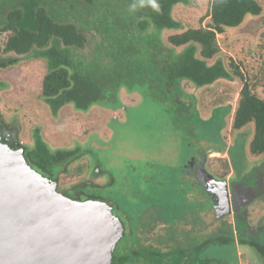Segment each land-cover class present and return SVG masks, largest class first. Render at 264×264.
<instances>
[{
  "label": "rangeland",
  "instance_id": "374dc122",
  "mask_svg": "<svg viewBox=\"0 0 264 264\" xmlns=\"http://www.w3.org/2000/svg\"><path fill=\"white\" fill-rule=\"evenodd\" d=\"M257 2L262 9L259 17L247 18L239 28L229 29L225 34L217 36L221 48L218 57L228 78L219 79L214 89L209 87L208 91L203 92L189 83L182 82L181 101L188 106L185 112L178 111L176 116L170 119L160 101L124 90L119 93L122 106L126 108L124 111L93 106L87 112L81 113L71 105H66L54 116L48 104L40 97L41 81L46 71L44 62L39 60H21L13 67L0 69V116L25 147L33 146L34 134L37 131L40 139L52 150L77 149L80 155L84 153L80 159L69 164L66 171L59 174L58 183L67 187V184L82 180L86 175L88 177L101 174V180L91 181L82 188L77 186L83 191L112 201L111 213L124 223L128 231L129 245L133 241L132 236L143 230L149 221L159 220L166 215L183 217L192 204L190 212L198 214L200 206L196 205V202L183 201V198L177 197L176 191L183 184L174 186L175 193L163 185L173 176L178 178L180 166L187 156L194 154L195 145H206L202 146L203 150H206L212 147L209 145L216 144L218 148L217 143L221 144V135L225 137L226 142L232 139V114L237 104L241 82L230 69L229 59H233L240 70L247 74V80L250 81V86L253 85L254 93L264 100V0ZM208 4L209 0H187L186 4L174 7L173 18L179 23L180 29L171 31L170 34L199 26V20L208 13ZM207 23L208 18H205L201 25ZM167 35L163 34L164 37ZM5 38L6 35L1 34L0 45ZM206 63L211 66L214 60ZM246 129L250 130L245 133L248 136L244 141H241L239 136L237 141V148L241 146L244 152H248L252 134L251 126ZM262 156H258L259 159ZM218 157L223 166L218 169L219 173L228 176L231 174V168L226 156ZM210 164L206 165V171L214 168V164ZM233 165L237 168L235 162ZM60 170L61 167H55L52 174L55 176ZM157 172L159 174H156ZM252 173L250 174L253 175ZM250 174L247 175L248 179ZM247 177L240 182H244ZM154 181L158 184H153ZM95 182L100 184L99 187H91L90 184ZM209 206L210 202L207 208ZM145 215L150 219H145ZM200 215L207 218L204 213ZM207 221L210 222L211 219ZM215 225L213 223L209 228L210 234H215L220 227ZM193 227L199 230L203 226ZM189 228L191 226H177L178 235H175L179 245H182V237H179V234L187 233ZM168 229L169 226L164 223L150 224L144 230L147 238L142 245L151 244L161 248V251L164 250L165 242L171 245L169 237L165 239ZM192 237L183 239L187 241L188 247H192L194 241L198 240ZM231 246L214 243L209 249H204L199 256L201 259L196 261L205 260L208 264L211 258H221L211 260H220L224 264L233 262L235 259H232L229 252ZM119 247H122V243Z\"/></svg>",
  "mask_w": 264,
  "mask_h": 264
},
{
  "label": "trees",
  "instance_id": "16d2710c",
  "mask_svg": "<svg viewBox=\"0 0 264 264\" xmlns=\"http://www.w3.org/2000/svg\"><path fill=\"white\" fill-rule=\"evenodd\" d=\"M134 2L138 0H0V36L6 35L0 45V69L21 60L44 62L40 97L54 116L66 105L81 113L93 106L120 109L119 93L124 90L160 101L170 119L188 106L181 101L182 82L203 92L228 78L218 57L217 36L262 13L257 0H209L199 26L170 34L180 29L173 8L187 0H158L159 12L148 6L131 11ZM205 18L208 23L201 25ZM228 65L241 82L231 130L242 132L251 126L246 153L262 156L264 100L233 59ZM83 154L50 149L37 131L33 146H24L27 163L51 176L55 167L66 170ZM128 257L129 253L112 259V264L139 261Z\"/></svg>",
  "mask_w": 264,
  "mask_h": 264
},
{
  "label": "flooded vegetation",
  "instance_id": "af4514ba",
  "mask_svg": "<svg viewBox=\"0 0 264 264\" xmlns=\"http://www.w3.org/2000/svg\"><path fill=\"white\" fill-rule=\"evenodd\" d=\"M120 109L124 111L126 108L122 106ZM242 132L232 134V139L227 140L228 143L225 137L221 135V144L217 143L219 145L218 148H216L215 144L209 145L212 147L203 150L202 146L206 145L199 144L200 147L195 145L194 154L187 156L183 165L180 166L177 173L178 178L176 179L173 176L170 181L163 185L168 187L172 193H175L174 186L183 184L181 188L178 186L177 197L183 198V201L196 202V205L200 206L198 207V214L194 215L190 212L192 204L184 212L187 214L183 217L159 216V220L149 221L143 227V230L137 231L132 236L133 241L129 245L127 243L128 231H126L124 223L119 220L122 225V235L114 247L112 259H123V256L129 253L130 257L127 259H139V261H133L134 264H147L148 262L151 264H207L205 260L200 262L196 261V259H201L199 256L204 249H209L212 244L218 243L225 246L232 245L229 252L235 261L227 264H264V155L261 159L259 157H251L240 150L241 146L240 148L238 147L239 149L237 148L239 136L241 141H244L248 136V134L245 135L246 132L248 133L247 129ZM0 139L2 143L7 144L12 150H22L25 158L24 146L17 139L14 131L5 125L1 116ZM195 144L198 145V143ZM218 156H226L231 168V174L228 176H222L223 173L222 175L219 173L218 169L223 166ZM210 162L214 164V168H209V171H206V165L210 164ZM234 162L237 168L233 165ZM27 165L29 164L27 163ZM30 167L32 168V166ZM34 170L37 171L36 169ZM63 171L66 170L62 168L55 176L41 173L40 171L37 172L48 180L56 182L57 190L62 196L79 202L99 201L107 204L113 213L112 201L102 199L91 192L81 189L83 185L91 181L101 180V174H98V176L92 174L88 175V177L86 175L84 179L77 182L74 181L65 187L60 186L58 183L59 174ZM156 174H159V172ZM249 174L251 177L248 179L247 175L249 176ZM245 176L247 178H245L244 182L238 181H242ZM156 182L154 181L153 184H158ZM77 185L81 186V188ZM90 185L97 188L100 184L95 182ZM184 194L185 196H183ZM207 201L210 202L208 208ZM201 213H204L207 218H202ZM189 214H191L190 217H188ZM148 215H145V219H150V217L147 218ZM150 216H152L151 213ZM207 219H211V221L209 222ZM152 223H164L169 226L168 236L165 239L169 237L171 245L165 242V247L162 251L161 248L154 247L151 244L142 245L147 238L144 235V230ZM213 223L216 224L215 227L220 225L214 232L216 235L210 234L209 231ZM185 225L191 226V228H189L190 231L188 230L187 233L179 234V237H182V246L179 245L175 234L178 235L177 226L185 227ZM193 226H197V228H200L199 226L203 227L195 230ZM171 233L172 235L170 236ZM187 236H193L198 239L197 242L196 240L194 241L192 247H188L187 241L183 240ZM121 243L122 247L118 248ZM160 243L162 244L163 242L161 241ZM211 259L208 264H212V261L213 264L223 263L220 260L217 262Z\"/></svg>",
  "mask_w": 264,
  "mask_h": 264
},
{
  "label": "water",
  "instance_id": "95a60500",
  "mask_svg": "<svg viewBox=\"0 0 264 264\" xmlns=\"http://www.w3.org/2000/svg\"><path fill=\"white\" fill-rule=\"evenodd\" d=\"M121 235L107 204L62 196L0 139V264H112Z\"/></svg>",
  "mask_w": 264,
  "mask_h": 264
},
{
  "label": "clouds",
  "instance_id": "9594fccd",
  "mask_svg": "<svg viewBox=\"0 0 264 264\" xmlns=\"http://www.w3.org/2000/svg\"><path fill=\"white\" fill-rule=\"evenodd\" d=\"M145 7L148 6L154 11L159 12L160 5L158 3V0H138V3L134 2L132 5H130V10L134 11L137 9V7Z\"/></svg>",
  "mask_w": 264,
  "mask_h": 264
}]
</instances>
